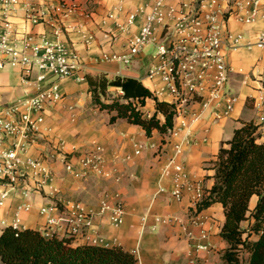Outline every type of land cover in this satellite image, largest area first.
<instances>
[{
	"label": "crops",
	"instance_id": "0c3cea01",
	"mask_svg": "<svg viewBox=\"0 0 264 264\" xmlns=\"http://www.w3.org/2000/svg\"><path fill=\"white\" fill-rule=\"evenodd\" d=\"M67 1L75 4L78 10L66 18V25L82 24V27L81 30L66 29L61 38L80 54L82 70L73 77L59 80L63 98L45 112L44 127L51 131L45 130L40 141L28 150L30 156L42 157L54 164L57 178L53 184L59 188V193L54 195L48 188L30 197L11 194L5 204L0 206V234L5 228L1 221L6 219L11 222L16 207L23 202H30L32 208L22 212L21 228L32 227L44 231L47 217L40 212L41 207L60 204L61 199H73L96 211L103 195L116 190L126 206L124 223L113 226L107 214L95 213L91 232L104 238V242L99 245H121L136 255V264H222V255L228 243L221 236L225 222L221 202L202 208V212L210 218L207 224L209 237L205 240L187 238L178 222L164 224L155 219L157 214H171L188 222L193 211L191 194L187 192L180 200L175 198L171 194V172L162 174L178 138H168L158 130L148 135L141 125L131 123L124 117L111 121L113 112L94 103L90 91L88 75L106 74L110 78L131 76L149 87L159 100L169 102V98L158 92L162 83L146 77L147 64L152 59V46L146 47L130 65L102 60L104 52L127 50L128 39L138 31L143 23V15L137 18L128 31H118L113 27L117 22L124 23L128 13L138 7L148 5L145 10H149L151 0ZM111 12H115V18L108 17ZM15 21L20 40L25 34L36 40H40L43 35L48 39L55 38L47 25L30 24L22 16H17ZM233 27L243 31L247 39L254 40L257 33L264 29V23L241 25L234 22ZM111 30L115 31L116 36L109 33ZM228 56L232 67L228 87L238 96L235 107L229 115L219 118L215 114H223L225 101L207 108L201 118L192 124L196 142L186 148L180 157L190 176L201 180L207 192L215 181L213 164L221 144L232 138L236 128L244 122L253 121L259 125L261 139L264 140V123L260 118L264 114V49L241 47ZM82 73L86 76L85 80L77 78ZM49 79H56V76L49 74ZM34 90L32 83L22 81L19 67L7 64L0 69V106ZM109 90L113 95H123L121 87L112 86ZM257 103H261V107H257ZM142 109L147 116H151L156 111V100L148 97ZM191 110H202L200 100L191 105ZM159 116L164 118L162 113ZM135 143L144 144L140 154H135ZM152 143L156 147H152ZM60 144L64 152H84L95 144L102 145L110 168L109 175L92 174L85 178L68 175L53 156ZM128 155L132 157L127 159ZM160 187L164 189L160 191ZM193 229L198 235V228ZM59 233L63 235L64 230H59ZM199 242L209 244L210 248L196 249ZM73 243L82 244L85 241L81 237H74Z\"/></svg>",
	"mask_w": 264,
	"mask_h": 264
},
{
	"label": "built area",
	"instance_id": "2783aa9c",
	"mask_svg": "<svg viewBox=\"0 0 264 264\" xmlns=\"http://www.w3.org/2000/svg\"><path fill=\"white\" fill-rule=\"evenodd\" d=\"M151 2L149 10H145L148 5L138 7L128 13L124 23L115 24V30L128 31L143 15V23L128 39L127 50L104 52L102 60L130 65L146 47H155L146 77L162 83L158 92L169 98L174 108L173 126L164 134L168 138H178L162 174L171 172V194L180 200L187 192L190 193L193 208L188 222L171 214H157L155 219L164 224L178 222L187 238L205 240L209 237L207 224L210 218L202 212L200 203L206 189L201 180L190 176L180 157L186 148L196 142L192 124L201 118L207 108L225 101L226 109L223 114L216 113V117L233 111L238 96L228 87L232 71L228 55L241 47L264 49V29L257 33L254 40H250L243 31L234 29L233 23H264V0ZM77 10L78 7L67 0H0V69L7 64L19 67L22 81L35 86L32 93L0 106V206L11 194L30 197L48 188L54 195L59 193V188L53 184L57 178L54 164L45 158L30 156L28 150L40 141L45 130L51 131L44 127L45 112L63 98L59 80L73 77L82 70L80 54L61 38L66 29L81 30L82 24L65 23L66 18ZM17 16H22L30 24L49 26L55 38L48 39L43 35L36 40L25 34L20 40L15 21ZM108 17L115 18V12L109 13ZM111 32L116 36L114 30ZM34 72L37 73L33 77ZM49 74L56 79L50 80ZM77 78L85 80L86 76L82 73ZM197 100L202 105L199 112L191 110V105ZM256 105L261 107V103ZM260 118L264 123V114ZM151 146L156 147V144ZM62 148L61 144L57 146L53 156L68 175L74 178L109 175L110 168L102 145L95 144L84 152H64ZM143 148V143H135V154H140ZM131 157L128 155L127 159ZM163 189L160 187V191ZM59 202L40 208V212L47 217L44 230L47 236L64 230L63 235L81 237L86 243L99 245L104 238L91 232L95 213L107 214L113 226L124 223L126 206L116 190L103 195L96 211L78 200L61 199ZM31 208L32 204L28 201L19 204L12 221L3 219L2 224L21 228L22 212ZM194 227L198 228V235ZM209 248L207 243L196 244V249Z\"/></svg>",
	"mask_w": 264,
	"mask_h": 264
},
{
	"label": "trees",
	"instance_id": "16d2710c",
	"mask_svg": "<svg viewBox=\"0 0 264 264\" xmlns=\"http://www.w3.org/2000/svg\"><path fill=\"white\" fill-rule=\"evenodd\" d=\"M94 103L113 112L111 121L124 117L141 125L148 135L165 133L174 123L173 104L161 101L139 79L131 76H87ZM121 87L123 95L109 88ZM148 97L156 111L147 116L142 107ZM162 113L164 118L159 116ZM214 184L200 209L221 202L225 222L221 236L228 243L222 264H264V140L259 125L244 122L223 142L214 161ZM74 236H47L37 228L5 226L0 234V264H136V255L121 245L74 244ZM245 251L247 260H242Z\"/></svg>",
	"mask_w": 264,
	"mask_h": 264
},
{
	"label": "rangeland",
	"instance_id": "374dc122",
	"mask_svg": "<svg viewBox=\"0 0 264 264\" xmlns=\"http://www.w3.org/2000/svg\"><path fill=\"white\" fill-rule=\"evenodd\" d=\"M152 52H153V53L155 52V47H153ZM149 63H150V62H149ZM149 63L147 64V67H148ZM241 256H242V260H243L244 262H246V260H247V259H246V258H247V254H246L245 251H243V252L241 253Z\"/></svg>",
	"mask_w": 264,
	"mask_h": 264
}]
</instances>
